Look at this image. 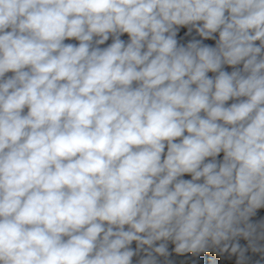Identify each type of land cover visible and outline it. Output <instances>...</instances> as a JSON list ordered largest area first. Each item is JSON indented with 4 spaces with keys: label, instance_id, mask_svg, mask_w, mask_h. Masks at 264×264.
Returning a JSON list of instances; mask_svg holds the SVG:
<instances>
[{
    "label": "clouds",
    "instance_id": "obj_1",
    "mask_svg": "<svg viewBox=\"0 0 264 264\" xmlns=\"http://www.w3.org/2000/svg\"><path fill=\"white\" fill-rule=\"evenodd\" d=\"M261 208L264 0H0V264H245Z\"/></svg>",
    "mask_w": 264,
    "mask_h": 264
},
{
    "label": "trees",
    "instance_id": "obj_2",
    "mask_svg": "<svg viewBox=\"0 0 264 264\" xmlns=\"http://www.w3.org/2000/svg\"><path fill=\"white\" fill-rule=\"evenodd\" d=\"M187 33V34H186ZM216 38L218 39V33L215 34ZM125 41H127L128 37L127 34H124L122 37ZM178 42L181 44H185L192 39H201L198 34L193 30L191 33H188L186 27L180 28L177 34ZM112 42V38L110 37L109 41L105 42L104 45H101L100 47H106L108 44ZM64 43H72L78 45V41L75 39H69L65 40ZM204 43L210 44L212 46H215V40H205ZM259 42H257L258 44ZM239 68H242V65L236 66ZM223 70L231 72L233 71V67L231 66H223ZM12 73H7L6 76H10ZM210 77H214L215 73H209ZM233 101H229L228 103H232ZM27 111V110H25ZM223 154L221 153L219 157H217L218 160H222ZM210 159V158H209ZM183 179H191L190 175H185L182 177ZM262 220H264V208L258 209L256 212V215L251 217V222L253 223H259ZM238 242L240 243L241 247L247 248L248 242L243 238H238ZM132 247L135 249L136 244L133 242ZM175 245L172 244V242H168V251L169 255L167 257L163 258V264H217V258H219V261L221 264H224L225 261L228 262V264H239V255L238 254H232L230 252V249L228 252H222L218 248H210L208 252H202V253H176L174 251ZM142 254V252L140 253ZM138 256V255H137ZM137 256L133 257V261L137 258ZM262 256L264 254L261 253H253L250 248L247 249L245 252V257L247 260L245 261V264H256L257 260H260V264H264V259H262Z\"/></svg>",
    "mask_w": 264,
    "mask_h": 264
},
{
    "label": "rangeland",
    "instance_id": "obj_3",
    "mask_svg": "<svg viewBox=\"0 0 264 264\" xmlns=\"http://www.w3.org/2000/svg\"><path fill=\"white\" fill-rule=\"evenodd\" d=\"M160 243V242H157V244ZM143 255L142 254H138L137 258L135 259V261H133V264H138V260L140 259V256ZM163 258L164 257H158V261H159V264H163Z\"/></svg>",
    "mask_w": 264,
    "mask_h": 264
}]
</instances>
